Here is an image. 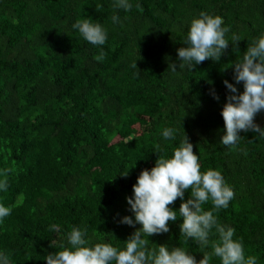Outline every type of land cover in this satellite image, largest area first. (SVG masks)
Here are the masks:
<instances>
[{"label":"trees","instance_id":"obj_1","mask_svg":"<svg viewBox=\"0 0 264 264\" xmlns=\"http://www.w3.org/2000/svg\"><path fill=\"white\" fill-rule=\"evenodd\" d=\"M131 2L125 11L112 0H0V173L8 181L0 203L11 209L0 223V249L12 264H47L73 226L87 229L91 243L123 246L140 227L121 222L132 215L126 197L138 174L154 166L158 152L170 156L185 132L201 171L220 170L235 192L215 213L219 222L235 229L246 256L264 264V137L241 130L236 145L220 143L223 81L236 83L232 63L264 33V0ZM201 11L222 16L226 38L236 33L240 40L230 41L219 61L172 72L168 65L177 63ZM82 18L107 29L104 45L71 29ZM254 120L264 127V111ZM169 126L178 129L176 140L162 139ZM180 203L178 197L170 207L178 212ZM181 219L146 237L149 246H181L199 260L203 252L180 233Z\"/></svg>","mask_w":264,"mask_h":264},{"label":"clouds","instance_id":"obj_2","mask_svg":"<svg viewBox=\"0 0 264 264\" xmlns=\"http://www.w3.org/2000/svg\"><path fill=\"white\" fill-rule=\"evenodd\" d=\"M112 6L129 11L133 4L131 0H112ZM111 20L114 24L121 23L117 14H113ZM71 29L92 45H104L107 40V29L88 18L76 19ZM228 32L222 16L201 11L189 22L184 46L177 49V63L169 64L168 68L176 72L177 68H193L207 58L219 61L229 42L240 40L236 33H232L229 40L226 38ZM232 66L236 83L223 81L228 94L221 109L225 131L220 143L225 146L236 145L241 130H251L264 137V127L254 120L257 113L264 111V33L252 38L242 57ZM132 67L137 68L136 61ZM240 82L243 83L242 91L237 88ZM212 95L219 99L214 91ZM177 132L175 127H165L161 137L165 141L176 140ZM158 153L154 166L140 171L132 194L126 197L132 215H124L121 222L140 227L124 240V245L91 243L87 229L73 226L63 235L65 243L59 246L60 250L44 258L47 264H210L213 257L219 258V264H257L256 255H245L243 242L234 237L235 229L220 223L215 215L221 208H227L235 196L222 172L213 168L201 171L198 154L193 151V144L185 132L170 156ZM121 174L127 175V170ZM7 186L6 176L0 173V191ZM186 190L190 192L187 199L184 198ZM178 197L181 203L177 212V208L170 205ZM208 202L212 207L205 209L203 205ZM10 212V207L0 203V223ZM178 217L182 218L180 233L186 240L194 241L203 252L199 260L181 246H149L146 237L168 232L169 221H176ZM49 227L54 232L59 228L56 224ZM211 235L217 238L211 241ZM209 247L211 251L204 250ZM0 264H12L10 254L3 249H0Z\"/></svg>","mask_w":264,"mask_h":264}]
</instances>
